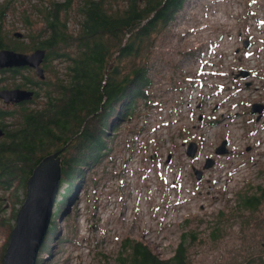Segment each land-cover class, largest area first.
I'll list each match as a JSON object with an SVG mask.
<instances>
[{
	"label": "rangeland",
	"instance_id": "374dc122",
	"mask_svg": "<svg viewBox=\"0 0 264 264\" xmlns=\"http://www.w3.org/2000/svg\"><path fill=\"white\" fill-rule=\"evenodd\" d=\"M47 1L0 0L8 5L1 28L9 38L23 36L25 54L34 51L30 33L42 29L30 6ZM24 10L32 14L30 27L20 20ZM151 50L150 104L111 133L109 154L84 170L76 191L59 186L51 218L56 227L48 251H38L41 263L116 264L127 238L166 261L184 234L196 237L186 246L187 264L264 262V197L256 210L237 206L239 196L264 190V109L251 113L255 104L264 107V0H185ZM61 67L57 60L47 63L43 81L54 82ZM11 70H0V90L22 85L23 77L39 82L31 69ZM45 83L22 88L39 92L27 107H44ZM11 105L0 100V111L13 114L1 124L8 132L21 122L20 108ZM222 142L226 153L218 155ZM207 160L212 165L205 169ZM25 194L17 179L0 188L3 255Z\"/></svg>",
	"mask_w": 264,
	"mask_h": 264
},
{
	"label": "trees",
	"instance_id": "16d2710c",
	"mask_svg": "<svg viewBox=\"0 0 264 264\" xmlns=\"http://www.w3.org/2000/svg\"><path fill=\"white\" fill-rule=\"evenodd\" d=\"M164 2L50 0L39 8L30 6L34 11L33 17H40L42 22V29L30 33L31 49L46 52L44 71L47 63L55 60L60 61L63 67L54 72V82L38 80L37 83L31 77H23L22 85L15 86L19 89L27 86L39 88L38 84L45 83L44 107H27L39 98V92L34 90H30L34 93L32 100L17 105L21 122L14 131H6V141L0 144V188L9 187L13 179L26 188V182L38 163L44 157L62 151L82 131L86 122L83 131L59 155L60 186L67 184L68 194L76 191L85 181L84 170H90L92 165L107 157L111 133L132 119L141 105L147 107L150 104L149 91L153 85L150 54L154 36L162 33L175 20L185 0H169L162 7ZM6 8L8 5H0V23L6 16ZM156 11L157 14L148 24L140 28ZM20 20L27 27L33 25L32 14L27 10L22 12ZM70 21H73L71 26ZM1 27L0 50L23 53L25 47L19 39L9 38ZM129 35L132 36L110 71L111 59H115ZM124 61L129 63L127 68L120 66ZM17 70L11 71L17 73ZM12 115L6 111L0 112V125ZM2 127L8 128L7 125ZM68 150L72 154H68ZM258 192L257 188L252 195L239 196L237 206L242 210H256L264 197V190ZM68 200L69 197L63 203L66 205ZM61 210H56L54 216ZM50 222L39 249L43 254L48 251V238L56 227L55 221ZM216 235L217 230L213 232V238ZM195 238V235L184 234L173 257L166 261L159 260L141 242L127 238L116 264H187L186 246ZM39 255L35 264H42ZM2 258L3 254L0 253V264ZM260 264L264 262L260 261Z\"/></svg>",
	"mask_w": 264,
	"mask_h": 264
},
{
	"label": "water",
	"instance_id": "95a60500",
	"mask_svg": "<svg viewBox=\"0 0 264 264\" xmlns=\"http://www.w3.org/2000/svg\"><path fill=\"white\" fill-rule=\"evenodd\" d=\"M168 1L169 0H165L162 7ZM158 11H156L140 28L145 27L148 22L157 14ZM132 35H129L127 37L122 49L118 52L115 59L114 57L111 59L110 65L108 67L110 71L117 56L123 50ZM13 36L17 39H21L23 37L20 33H15ZM245 46H247V42H245ZM45 56L46 52L40 49H37L29 54L18 53L5 49L0 50V70L15 68L32 69L34 71V74L39 78V80L42 81L45 79V71L42 67ZM104 85L102 88L103 95ZM33 95L34 93L32 91L19 88L11 90H1L0 100H2L6 105L19 104L32 100ZM104 101L105 96L103 104ZM102 106L100 107V109L102 108ZM263 109L264 107L262 105L255 104L251 107V113L261 114ZM94 116H92L91 118H93ZM85 125L83 129L85 128ZM2 135L3 133L0 129V137ZM74 139L63 150H65L74 141ZM224 146L225 142H222L220 146L216 149V154H225L226 150ZM62 151L55 152L51 155L44 157L33 169L31 176L28 178L26 182L25 199L16 215L15 225L10 234L7 247L2 258V264H35L38 251L44 241L46 232L48 230L52 218V209L60 186L61 158L59 155ZM195 152V144H189L187 156L192 158ZM211 165L212 161L207 160V163L204 168L208 169L211 167Z\"/></svg>",
	"mask_w": 264,
	"mask_h": 264
},
{
	"label": "bare ground",
	"instance_id": "6f19581e",
	"mask_svg": "<svg viewBox=\"0 0 264 264\" xmlns=\"http://www.w3.org/2000/svg\"><path fill=\"white\" fill-rule=\"evenodd\" d=\"M223 126H225V125H223ZM237 138H238V136H236L235 134H233V139H234V143H236L235 141L237 140ZM231 173V172H230ZM208 184H209V189H212V185H213V180L211 179V177H210V175H208ZM216 182L218 181V178L216 177L215 179H214ZM215 183V182H214ZM211 186V187H210Z\"/></svg>",
	"mask_w": 264,
	"mask_h": 264
},
{
	"label": "flooded vegetation",
	"instance_id": "af4514ba",
	"mask_svg": "<svg viewBox=\"0 0 264 264\" xmlns=\"http://www.w3.org/2000/svg\"><path fill=\"white\" fill-rule=\"evenodd\" d=\"M43 65V64H42ZM43 67V66H42ZM32 70V69H31ZM41 81V80H40ZM43 81V80H42ZM3 90H9V89H3ZM1 91V90H0ZM20 104V103H19ZM19 104H10L11 106H17V105H19ZM6 105V104H5ZM10 105H8V106H10ZM0 112H3V111H0ZM0 129H1V131H2V133H3V135L0 137V139H3L4 137H5V135H6V130H5V128L4 127H2V125H0Z\"/></svg>",
	"mask_w": 264,
	"mask_h": 264
}]
</instances>
